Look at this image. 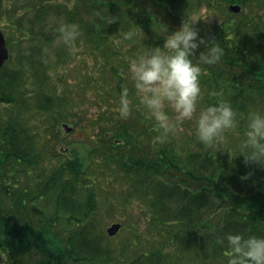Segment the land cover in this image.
Here are the masks:
<instances>
[{
    "label": "trees",
    "instance_id": "16d2710c",
    "mask_svg": "<svg viewBox=\"0 0 264 264\" xmlns=\"http://www.w3.org/2000/svg\"><path fill=\"white\" fill-rule=\"evenodd\" d=\"M202 4L207 12L193 18ZM232 4L242 12L231 13ZM184 21H197L200 36L223 49L217 64L203 66L202 106L232 104L238 137H226L236 143L206 148L192 123L161 142L135 96L128 62L163 48ZM0 25L15 36L7 38L15 55L0 70V264H226L218 236H264V168L246 166L239 148L248 113L264 111V0H0ZM69 25L78 30L66 42L60 29ZM129 31L135 35L123 39ZM80 54L92 62L91 116L68 112L62 88ZM124 87L132 100L126 119L117 111ZM27 112L54 114L58 126L24 127ZM70 120L86 138L63 151L59 125ZM103 200L113 211L144 210L157 233L152 248L138 252L133 238L111 247L91 218Z\"/></svg>",
    "mask_w": 264,
    "mask_h": 264
},
{
    "label": "clouds",
    "instance_id": "9594fccd",
    "mask_svg": "<svg viewBox=\"0 0 264 264\" xmlns=\"http://www.w3.org/2000/svg\"><path fill=\"white\" fill-rule=\"evenodd\" d=\"M201 8L207 12L206 4ZM116 21V17H110L108 23ZM197 21H184L177 30L166 35L163 48L148 47L143 54L130 59L127 77L140 105L154 121L158 140L163 142L182 131L186 122H192L198 141L206 148H214L229 131L238 127V121L232 104L226 100L219 99L214 104L202 106L201 78L207 75L203 66L217 64L224 53L217 42H206L200 36L199 29L194 27ZM77 30V25H69L62 27L60 32L67 42L75 38ZM134 35L132 31L126 32L123 39L130 40ZM115 42L119 44L120 40ZM201 45L205 51L197 58L196 52ZM210 95L222 97L223 92ZM117 111L124 119L132 114L127 87L121 91ZM239 148L246 166L264 168V111L248 113L244 140ZM216 243L227 249L226 264H264V236L228 232L218 236Z\"/></svg>",
    "mask_w": 264,
    "mask_h": 264
},
{
    "label": "rangeland",
    "instance_id": "374dc122",
    "mask_svg": "<svg viewBox=\"0 0 264 264\" xmlns=\"http://www.w3.org/2000/svg\"><path fill=\"white\" fill-rule=\"evenodd\" d=\"M202 11H203L202 9L194 10L193 15H192L193 18H196L197 15ZM0 29L3 30L8 35V37L11 36L13 39H15L14 33L10 32L9 30L5 31V27H3L2 25H0ZM63 41L64 40L61 37L59 39V42H63ZM18 48L19 47H17V49ZM14 55L15 53L12 52L13 57ZM74 56H75V53H74ZM77 56L78 55L76 54L75 57ZM86 61L88 64L92 63L91 59L88 58V56L85 57L83 54H80L77 60L71 62V64L69 65V70H72V72L67 78V83L62 84L63 85L62 88L65 92L64 94L69 96V99H70V103L68 105L70 106V108L68 112H71V113L73 111L81 112V110L91 109L90 110V116H91V115H94V111H95V110H92V105H91L94 99L93 92L95 89L94 88L90 89V85L86 83L89 77L88 73H91L90 69L88 68L85 69ZM58 74L59 75L61 74L60 70H58L56 75ZM28 81H31V80H28ZM30 84H34V83H29L28 85ZM39 84L43 85V83H37V85ZM28 89H30L29 86L26 88V91ZM80 96L82 97L80 98ZM135 96H136V93H135ZM82 99L84 102L82 101ZM64 113H67L66 109H64ZM19 117H20V122L24 127L30 126L33 122L39 123V125H44V126L49 125L51 129H56L58 126L57 123L55 122L54 114L49 115L45 113L37 114V112L35 113L27 112V114H25L24 116H19ZM69 122H71V124L69 125L73 126L72 120H70ZM79 122H82L83 124H85L86 118L79 119ZM189 123H192V122H186L185 124L188 126ZM59 127L61 128V136H63L64 138L63 143H61V148L63 151L67 150V148L71 146L73 142L74 143L79 142V145H80L81 142L84 141L86 138V136L80 132L81 129H79L78 127H75L74 131L70 133L69 135H67L65 129L61 125H59ZM230 132L233 134L235 138L238 137L237 129L231 130ZM177 133H181V131ZM186 133L187 135H190V130L187 131ZM224 139L226 142L232 141L233 143H236L235 140H232L228 136L227 137L225 136ZM175 142L177 143L178 146H183L184 138L182 137V135L176 138ZM65 155L68 156V153L65 152ZM115 203H119V200L115 199ZM106 205H107V202L103 200L102 204L100 205V208L91 215V218L94 224L95 225L97 224L98 226L97 232L100 236H102V233L104 234V236H107L106 230L108 227H110L112 223H122L124 225L125 228L117 236L113 237L112 240H109L111 247L119 248V247L126 246L131 242V239L133 238V241H136L137 243L138 252L140 251L142 252V247L152 248V243H151L153 241L152 235L156 236L157 238V233L156 231L150 229L148 223L145 221L146 215H145L144 210L139 209L137 206V207H131L130 209H127L125 211H123L122 207H118L117 210L113 211L110 207H107ZM128 258L129 257L127 256V259ZM123 263H124V260H123Z\"/></svg>",
    "mask_w": 264,
    "mask_h": 264
},
{
    "label": "water",
    "instance_id": "95a60500",
    "mask_svg": "<svg viewBox=\"0 0 264 264\" xmlns=\"http://www.w3.org/2000/svg\"><path fill=\"white\" fill-rule=\"evenodd\" d=\"M230 11L233 13H239L241 11V7L238 5L230 6ZM9 59V51L6 45V41L2 31L0 30V69L4 66L5 62ZM67 132H71L72 129L68 127V125H64ZM121 224L115 223L111 225L107 229V233L109 236H115L121 229Z\"/></svg>",
    "mask_w": 264,
    "mask_h": 264
}]
</instances>
